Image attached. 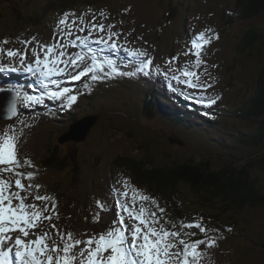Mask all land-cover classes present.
<instances>
[{"label": "rangeland", "instance_id": "1", "mask_svg": "<svg viewBox=\"0 0 264 264\" xmlns=\"http://www.w3.org/2000/svg\"><path fill=\"white\" fill-rule=\"evenodd\" d=\"M82 1L86 5L88 3L89 9L80 11L74 4L68 7L77 17L84 15L85 21L91 20V14L95 13L97 23L103 22L106 26L115 25L111 31L119 34L114 38L116 49L127 51L126 55L136 50L147 51L153 60V66L151 72L145 69L149 75L145 70H140V75H137L136 72L126 74L125 69H122L124 64L116 65L117 69L121 70L118 71L119 74L109 76L107 83H98L92 88V91L97 92L93 96L94 99H89L85 96L91 94H86L84 87H77V82L82 84L87 82L86 76L81 80H71L70 77L74 74L71 68L67 74L45 79L39 72L24 71L18 59L0 56L3 65L21 68L14 72L4 71L2 77L5 83L16 81L21 87V91L18 92L22 96L43 95L46 92L44 84L56 90V85H52L51 80L58 81L60 87H68L72 90V94L78 96L71 107H67L66 102L53 101L46 96L43 104H33L28 107L22 99H17L9 87L0 86V140L3 139L5 132L14 129L18 136L20 159L29 158L36 166L38 174L32 183L42 185L41 195L53 194L56 199L58 198L57 200L61 198L64 200L59 205L60 209L57 208L59 220L54 216L51 222L44 221L39 229L34 230L36 234L49 230L50 223L56 224L64 232L71 231L76 238L84 241L102 233L100 230L106 232L109 228L106 220L116 219V201L126 199L122 195L125 191L128 192L129 204L135 193L149 195L158 201L160 207L165 208L161 198L153 195L146 186L135 183L128 172L120 174L111 170L110 164L113 159L121 156L145 157L152 166L160 168L169 164L175 165L187 158L193 159L194 162L209 161L217 168L231 154L236 155V150L248 160H264V143L258 147L244 148L238 146L236 142L239 132L252 135L261 122V118L247 116L250 113L248 111L252 98L257 91L256 82L264 71V40H259L257 43L252 41L261 33L264 35V9L257 15L248 17L244 9L239 7V3L243 0H192V2L170 0L175 6L174 11L160 6L161 0H157L154 5L151 0H108L97 5L90 4L87 0ZM17 3L19 12L23 8L28 13L41 14V16L38 17L37 24L30 26L29 29L22 25L13 27V22H19L20 17H16L9 10L11 2L5 3L0 0V42L8 36L11 38L7 45L0 43V48L24 51L25 45L21 42L35 36L36 41L27 46L28 56L25 64H28L35 60L32 50L37 48V42L51 44L56 32L52 31L51 34L47 28L52 19L49 17L50 13L44 10L46 0H19ZM27 4L32 5L28 8ZM187 4H191L188 13H186ZM101 11L104 12L106 19L99 16ZM171 15L174 17L173 22L169 21L164 25ZM189 19L192 28L189 25L185 27ZM158 21L163 25L161 30L158 29ZM79 26L78 23L69 39L88 35L87 30L78 31ZM200 29L202 31L211 29L219 35V39L212 38L211 42L204 46L202 59L206 64L200 69V78L213 85L206 92L189 89L186 85L177 83L167 71L169 67H191L195 57L191 54L185 56L183 53L191 48L193 40H197L201 33ZM99 36L106 38L107 29L104 33L94 32L87 46L77 47L84 51L90 49L91 55L108 49L119 61V57L116 56L118 51L98 43ZM188 36L191 38L188 39ZM155 44L157 47L152 49ZM77 47L69 46L66 52L69 54L78 52ZM171 57H177L178 60L170 66L168 61ZM75 71L78 72L79 69ZM19 73L25 74L23 79L17 77ZM152 78L155 80L152 81ZM170 81L171 86H169ZM88 86L90 88V83ZM148 91H154L157 98L162 92L168 91L171 94L172 98L167 104L169 111L165 113L171 116V124L169 119L159 114L161 112L154 105L155 100L150 101L149 109L144 105L143 93ZM5 92L9 96L14 95L12 99L17 107L15 117H10L8 114L10 106L7 107L5 104ZM216 96L221 97L217 103L211 107L206 106V99ZM181 100L194 107L191 112L192 115L196 114L195 117L193 115L192 121L186 122L190 124V129L186 124L182 129H178L183 126V122L177 123L172 115L177 113L176 106L178 107ZM44 109H48L45 114ZM197 109L200 110L199 113H196ZM53 112H61V114L56 118ZM88 116H96L97 120L84 143L76 144L70 141H63L60 145L57 143L58 138L65 134L64 138L69 136L68 130L71 124L78 123V120ZM72 118L76 121L70 124ZM162 120L169 122V125ZM193 120L195 128L192 126ZM220 136L228 141L229 148L224 149L219 146L217 138ZM55 146L62 152H69L75 147L79 155L69 160L62 171H55L53 168L46 171L42 160L46 155H52L49 150ZM20 170L28 172L33 169L25 167ZM253 170V176L259 178L264 193V169ZM3 178L13 181L15 179L11 173L3 174ZM125 180L128 181L127 188L124 186ZM22 182L29 183L27 180ZM114 187L116 189L110 190ZM113 191H116L114 197H108ZM179 191L185 204L190 206L185 215L191 216L196 211L210 215L211 221L205 227L218 230L220 236V230L215 225L223 224L226 229L229 227L232 229L230 235L222 236L218 246L199 247L203 255L198 260V264H264V206L233 208L225 215H219L216 214L218 211H215L216 205L212 209L194 206L193 201L197 200V195L188 186L179 185ZM67 200L70 202L67 203ZM97 201L104 203L107 209L101 210L97 206ZM32 202L31 198L27 201V203ZM36 203L43 206L42 202L36 201ZM65 205L70 207L68 211H64ZM136 207L139 208V201ZM96 212L100 213L99 222L93 221ZM131 223V220L125 221L127 225ZM209 233H212V230H209ZM126 234L130 240L131 234ZM12 235L14 237L16 233ZM200 236L203 238V234L200 233ZM34 238L35 235L29 237V239ZM8 246L5 245V248ZM80 247L82 249L86 245Z\"/></svg>", "mask_w": 264, "mask_h": 264}, {"label": "snow or ice", "instance_id": "2", "mask_svg": "<svg viewBox=\"0 0 264 264\" xmlns=\"http://www.w3.org/2000/svg\"><path fill=\"white\" fill-rule=\"evenodd\" d=\"M91 15L92 19L89 21H85L84 15H81L70 22V17H75L76 14L74 12L64 13L58 20V31L53 37V42L51 44L37 42V48L32 50V55L35 57L32 63L25 64V61L28 56L27 46L36 41L35 36L21 42L25 45L24 51L0 48V56H6L13 60L18 59L24 71L39 72L40 76L45 79L67 74L70 68L74 73L70 78L74 81L81 80L89 74L92 81L103 80L105 76L119 74L112 60L101 62L95 55H90V49L71 54L66 52L69 46H87V42L94 32L104 33L106 29L107 37L99 36L97 42L112 49L117 48L114 38L119 34L111 31L115 25L106 26L103 22L97 23L96 14L92 13ZM99 16L107 18L103 11L99 13ZM78 23L80 25L78 31L87 30L88 35L69 39L73 34V26ZM208 33H212V35H208ZM212 38L219 39V35L211 29H206L197 37L201 43H198L197 40L191 42V48L183 53L185 56L191 54L195 57L191 67H169L167 70L173 73L174 81L186 85L189 89H197L202 92H206L213 86L200 78V69L206 64L202 59L204 46L209 44ZM110 41L112 42L109 43ZM0 43L7 45L9 41L5 39ZM129 54L137 58H144L141 60V71L151 69L153 60L148 58L147 51L136 50ZM177 60V57H171L168 63L171 66ZM76 69L79 71L76 72ZM19 70L21 68L8 67L0 63V72ZM177 72L179 75L176 74ZM51 84L56 85V90L50 88L48 84H44L46 92L41 96H22L17 92L16 97L22 99L28 107L33 104H43L45 96L53 101L66 102L67 107H71L77 101L78 96L72 94V90L68 87H60L56 80H51ZM220 98V96H216L206 99V106L211 107ZM8 114L10 117L17 115L15 102L10 105ZM25 167L33 170L28 172L20 170ZM6 173H11L15 177L14 181L3 178V174ZM37 174L36 166L31 159H20L18 136L14 129L5 132L3 139L0 140V264H11L10 254L13 249L19 264H198V260L203 255L199 251V247L202 245L207 248L218 246V241L223 238L219 235L218 230H213L210 234L204 226L202 217L198 221L184 222L181 220L179 226L173 223L171 227H166L163 221L165 208L160 207L156 199L149 195L134 193L131 197V204H129L127 191L122 193L125 200L116 201V219L108 218L106 220L109 225L106 232L93 235L84 241L76 238L71 231L64 232L56 224L50 223L49 230L36 234L34 230L39 229L44 221L51 222L54 216L59 220L56 197L53 194L41 195L42 185L32 183ZM24 180L29 183H23ZM124 186L127 188V180L124 181ZM30 198L33 202L27 203ZM36 201L42 202L43 206L37 204ZM137 201H139L138 209ZM96 203L101 210L106 208L104 203L100 201ZM149 205L152 207L150 208ZM100 219V213L96 212L93 221L99 222ZM126 219L132 221L131 225L125 224ZM193 228L198 229L203 234V238L190 239L196 233L184 230ZM227 231L231 232L232 229L229 227ZM13 233H16L14 237ZM126 233L131 234L130 240ZM32 235H35V238L29 239ZM5 245L9 246L5 248ZM81 245H86V247L81 249ZM174 249L175 251H173ZM105 253L108 254L105 255Z\"/></svg>", "mask_w": 264, "mask_h": 264}, {"label": "trees", "instance_id": "3", "mask_svg": "<svg viewBox=\"0 0 264 264\" xmlns=\"http://www.w3.org/2000/svg\"><path fill=\"white\" fill-rule=\"evenodd\" d=\"M18 1H13L10 4L9 10L16 17H20L19 22H13L12 25L13 27L22 25L29 29L30 26L37 24V19L41 14H31L23 8L19 12ZM156 1L151 0L153 5ZM78 3L79 0H46L44 10L48 12L52 10L51 14L54 13L51 16L53 20L51 25L57 20L59 15H63V11L71 9L68 5L74 4L76 6ZM192 4L195 3L193 2ZM31 5L27 4L28 8ZM159 5L168 10H175V6L171 4L170 0H161ZM239 7L244 9L246 16L253 17L264 9V0H243L242 3H239ZM186 13H188V10ZM173 19L174 17L171 15L164 25L169 21H173ZM259 40H264L262 33L259 37L252 39L256 43ZM134 63L136 62L132 61L130 66ZM256 83L258 84L257 91L252 98L248 111L250 113L247 117L261 118V122L254 134L249 136L241 132L238 134L236 142L238 146H243L244 148L258 147L264 143V71L261 72ZM143 94L144 105L149 109L151 107L150 101H152L149 91ZM152 107L154 108V105ZM161 116L169 120L172 119L171 116L166 114ZM72 121L74 120L72 119ZM221 147L227 149L230 146L222 145ZM49 153L52 155H46L42 160L47 171L50 168H53L55 171H62L68 165L69 160L79 155L75 147H72L69 152H62L55 146L49 150ZM150 155L153 156V154ZM113 164L124 172L128 171V174L134 178L136 183L146 186L152 194L160 196L166 204L168 217L174 223H179L181 220L184 222L196 221L194 219L195 214L191 217L185 215L190 206L186 205L182 199L181 192L179 191V185L181 184L188 186L197 195L194 206L212 209L216 205L215 211L218 212L215 213L219 215H225L233 208L264 206L262 186L259 183V178L253 176V169H264V160H248L239 154V150H236V155L231 154L230 157H227L217 168L209 161L194 162L191 158H187L175 165L169 164L161 168L152 166L148 160L146 161L145 157L126 158L125 156H121ZM216 214H214V217H216ZM205 217L211 220L210 215H205ZM214 217L213 219H215ZM215 226L223 231L220 224Z\"/></svg>", "mask_w": 264, "mask_h": 264}, {"label": "water", "instance_id": "4", "mask_svg": "<svg viewBox=\"0 0 264 264\" xmlns=\"http://www.w3.org/2000/svg\"><path fill=\"white\" fill-rule=\"evenodd\" d=\"M3 1L9 2L13 0H3ZM87 119L88 120L91 119V121H88ZM87 119H83L81 121H78V123L73 124L70 128L69 136L64 138L66 136L65 134L63 137L59 139V142L62 143L63 141H67V140H72L76 142L83 141L87 137L88 133L90 132V129L93 127V125L97 120V118L94 116L88 117ZM84 121L87 122L84 123Z\"/></svg>", "mask_w": 264, "mask_h": 264}, {"label": "bare ground", "instance_id": "5", "mask_svg": "<svg viewBox=\"0 0 264 264\" xmlns=\"http://www.w3.org/2000/svg\"><path fill=\"white\" fill-rule=\"evenodd\" d=\"M187 35H188V33H187ZM191 38V36H188V39H190ZM92 47H94V45H92ZM83 79V78H82ZM166 79V78H165ZM11 80V79H10ZM145 84H147V83H143V85H145ZM168 90V89H167ZM74 94V93H73ZM87 94V93H86ZM181 98V97H180ZM174 99V98H173ZM200 101V100H199ZM180 103H182V104H185L186 102L185 101H180ZM180 103L178 104V105H180ZM201 105V104H200ZM58 108V107H57ZM199 112V110L197 109L196 110V113H198ZM60 115V113L58 112V116ZM179 119L182 121V118L181 117H179ZM162 121H164L165 123H167L168 125H169V122H166L165 120H162ZM168 121H171V120H168ZM170 124H171V122H170ZM187 126L190 128L191 126H190V124H187ZM192 126H193V128H195V124H194V121H193V123H192ZM116 189V188H115ZM110 190H114V188H111ZM116 194V191H113V193L112 194H110V195H108V197H113L114 195ZM72 230V229H71ZM100 230V229H99ZM101 232H103L102 230H100ZM13 262H14V260H11V264H13Z\"/></svg>", "mask_w": 264, "mask_h": 264}]
</instances>
